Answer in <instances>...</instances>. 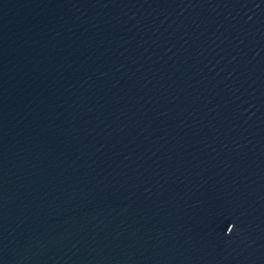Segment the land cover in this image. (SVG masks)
<instances>
[{"label": "water", "instance_id": "1", "mask_svg": "<svg viewBox=\"0 0 264 264\" xmlns=\"http://www.w3.org/2000/svg\"><path fill=\"white\" fill-rule=\"evenodd\" d=\"M0 264H264V0H0Z\"/></svg>", "mask_w": 264, "mask_h": 264}]
</instances>
